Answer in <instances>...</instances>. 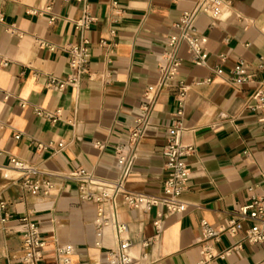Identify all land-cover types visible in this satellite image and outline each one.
Instances as JSON below:
<instances>
[{
  "label": "crops",
  "instance_id": "obj_1",
  "mask_svg": "<svg viewBox=\"0 0 264 264\" xmlns=\"http://www.w3.org/2000/svg\"><path fill=\"white\" fill-rule=\"evenodd\" d=\"M195 1L88 0L95 19L83 34L90 43L88 73L77 88L58 92L47 87V79L64 81L70 74L65 47L80 37L73 28L79 6L74 0H0V201L10 217L0 229V264H21L22 217L39 226L45 241L40 264H57L56 245L73 248L72 264H108L106 252L117 246L112 231L105 229L98 239L94 206L78 198L74 183L54 176L83 168L103 179L115 177L114 149L126 142L143 90L156 81L173 25ZM224 1L217 20L201 16L196 22V33L207 38L206 63L193 65L187 48L180 49L178 75L158 98L126 185L131 192L162 194L167 175L162 150L175 111L176 85L182 82L190 89L181 142L192 146L194 154L187 159L190 176L181 211L152 208L144 213L118 206V218L127 226L124 238L132 243L130 255L136 260L146 255L140 264H195L201 220L226 225L252 197L264 198V131L258 113L247 109L255 83H237L231 75L241 62L254 82L264 78L259 69L264 62V0ZM30 10L39 14H28ZM34 108L60 110V118L52 123L36 117ZM10 157L34 166L42 178L53 176L55 190L46 198L30 196L21 187V174L9 166ZM249 227L244 222L234 236H221L216 249L230 252L209 264H264V244L245 241ZM144 241L149 244L143 246Z\"/></svg>",
  "mask_w": 264,
  "mask_h": 264
},
{
  "label": "built area",
  "instance_id": "obj_2",
  "mask_svg": "<svg viewBox=\"0 0 264 264\" xmlns=\"http://www.w3.org/2000/svg\"><path fill=\"white\" fill-rule=\"evenodd\" d=\"M67 1V0H63ZM80 8V17L73 23V28L80 34L77 42L65 47L68 55V68L70 74L64 81H57L55 78L47 79V87L62 92L66 87L77 88L85 75L88 73V62L90 58V43L84 37L95 19L90 13L88 0H74ZM177 2L178 0H172ZM225 7L224 0H196L190 10L181 13L177 22L173 25L175 33L168 36L166 40V51L161 56V61L157 66V78L153 84L145 87L142 93V103L138 108V113L134 119L133 126L127 132V139L123 145L114 149L116 154V172L111 180L100 178L83 168H76L67 174L54 176L65 182L74 183L78 198L90 203L95 208V215L92 221L95 236L100 239L105 229H110L114 238L117 240L116 248L107 250L106 262L108 264H140V261L146 259L143 254L136 260L132 258L129 249L132 243L125 239L127 226L118 218V206L120 204L131 210L140 212H149L152 208H159L165 213H179L182 208L181 197L188 187L190 168L187 159L194 154V148L190 145H184L181 137L185 131L184 113L187 93L190 86L178 82L174 92L175 111L172 114L171 123L167 128L166 142L162 150L164 159V168L167 172L163 181L162 194L158 196L139 194L127 189L129 175L136 159L137 148L144 138L147 129L150 126V117L162 92L167 90L175 81L182 59L179 55L180 49L185 46L191 56L193 65H204L207 60V51L205 49L207 38L196 33V22L199 17L205 16L212 21L217 20ZM48 5L45 11H50ZM28 14L37 15L38 10H30ZM54 18L49 19L52 23ZM3 22L0 14V23ZM12 32V31H11ZM13 33V32H12ZM221 61L223 56H219ZM6 66V64H3ZM259 69L264 70V62H261ZM232 79L241 84L255 83V88L247 98V109L257 112L259 122L264 131V78L254 82V76L247 73V68L241 62L235 64L231 70ZM210 80H206V83ZM7 94L3 95V100H7ZM21 108L26 106L21 102ZM36 117H42L52 123H56L61 111L55 110L52 113L44 112L39 108L33 109ZM15 140L19 136L14 137ZM39 149L44 146L38 144ZM63 144H57L61 149ZM95 147L101 149L98 143ZM1 155V152H0ZM9 166L21 174V187L30 196L48 197L56 188L52 180L53 176L48 175L42 178V173L18 158L10 157ZM0 229L10 218L6 213V204L0 201ZM161 214L153 222L156 230L155 236L160 231ZM21 226V239L23 256L21 264H40L43 260V253L46 247L45 241L41 237L39 226L29 220L27 217L19 219ZM247 222L250 224L245 235V241L248 244H264V198L252 197L249 202L241 206L234 212L232 218L226 225L211 226L204 220L200 222V238L198 240L199 260L195 264H209L212 261L225 257L230 251H218L216 244L220 243L221 236H234L241 228V224ZM148 241L143 242L147 246ZM99 246V243H96ZM73 248L70 246L56 245L54 247V256L57 264H72L71 256Z\"/></svg>",
  "mask_w": 264,
  "mask_h": 264
}]
</instances>
